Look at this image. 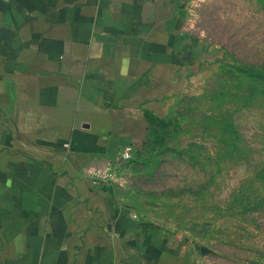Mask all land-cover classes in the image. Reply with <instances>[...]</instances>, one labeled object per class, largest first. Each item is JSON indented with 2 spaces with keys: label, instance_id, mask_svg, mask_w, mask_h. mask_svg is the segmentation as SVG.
Returning a JSON list of instances; mask_svg holds the SVG:
<instances>
[{
  "label": "crops",
  "instance_id": "obj_1",
  "mask_svg": "<svg viewBox=\"0 0 264 264\" xmlns=\"http://www.w3.org/2000/svg\"><path fill=\"white\" fill-rule=\"evenodd\" d=\"M192 4L0 0V264H206L111 181L208 73Z\"/></svg>",
  "mask_w": 264,
  "mask_h": 264
},
{
  "label": "rangeland",
  "instance_id": "obj_2",
  "mask_svg": "<svg viewBox=\"0 0 264 264\" xmlns=\"http://www.w3.org/2000/svg\"><path fill=\"white\" fill-rule=\"evenodd\" d=\"M188 32L211 46L208 73L147 113L113 188L206 264H264V0H193Z\"/></svg>",
  "mask_w": 264,
  "mask_h": 264
},
{
  "label": "built area",
  "instance_id": "obj_3",
  "mask_svg": "<svg viewBox=\"0 0 264 264\" xmlns=\"http://www.w3.org/2000/svg\"><path fill=\"white\" fill-rule=\"evenodd\" d=\"M130 153L128 149H123L120 154V160H127L129 159Z\"/></svg>",
  "mask_w": 264,
  "mask_h": 264
}]
</instances>
